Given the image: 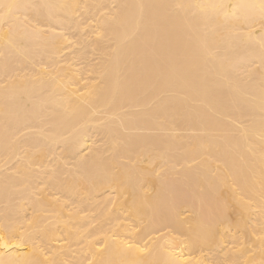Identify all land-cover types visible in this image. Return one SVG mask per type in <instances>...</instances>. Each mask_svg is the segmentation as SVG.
<instances>
[{
  "label": "bare ground",
  "instance_id": "bare-ground-1",
  "mask_svg": "<svg viewBox=\"0 0 264 264\" xmlns=\"http://www.w3.org/2000/svg\"><path fill=\"white\" fill-rule=\"evenodd\" d=\"M212 248L264 264V0H0V264Z\"/></svg>",
  "mask_w": 264,
  "mask_h": 264
},
{
  "label": "rangeland",
  "instance_id": "rangeland-1",
  "mask_svg": "<svg viewBox=\"0 0 264 264\" xmlns=\"http://www.w3.org/2000/svg\"><path fill=\"white\" fill-rule=\"evenodd\" d=\"M105 10H107V9H104L103 11H105ZM94 23L93 22H91V21H86L85 22V24H84V33L82 34L83 35V37H85V38H88V39H92V36H93V32H91L90 31V27H91V25H93ZM170 29V32H171V29H172V32H174L175 33V37L173 36L174 34H172V33H170L169 32V30H167V32H166V34H167V36H168V39H167V37L165 38V40H163V42H164V44H165V41H166V44L165 45H167L170 41H173L174 39L176 40V32L175 31H173L174 30V28H169ZM171 36H173L174 38L172 39V38H170ZM167 40H170L169 42L167 41ZM185 41H187V40H185ZM188 42V41H187ZM187 42H184L183 41V43H180L181 44V46H183V47H181V46H178V42H176V41H173L172 43H170V45L172 46V48H171V46H169L170 47V52L169 51H167V52H169V55H168V53H166L168 56V58H170V59H174V56L176 57V58H178V57H186L187 55H189L190 56V54H187L189 51H191V46L189 45V43H187ZM163 43H161L160 45L158 44V45H155V46H153L155 49H157V51H159L158 49H160V46H161V48H163V50L162 49H160V51L162 50V51H164L165 50V48H166V50H168L167 48H169V47H166V46H164V45H162ZM177 44V45H176ZM182 44H185V45H182ZM174 45V46H173ZM186 45L188 46V47H186ZM163 46V47H162ZM176 46V47H175ZM178 46V47H177ZM159 47V48H158ZM175 47V48H174ZM179 48V49H178ZM189 49V51L187 52V50ZM154 49V50H155ZM173 49V50H172ZM177 49V50H176ZM181 49V51H179ZM183 49H185V51H183ZM67 49H65L64 51H66ZM63 51V52H64ZM62 52V57L61 58H64V56H65V53L67 52H64L63 53ZM175 52H179V54L177 55ZM184 52V53H183ZM170 53L172 54L171 55V57H169L170 56ZM182 56H181V55ZM185 54H187V55H185ZM203 54H205V52L204 53H202L201 55H199V56H201V57H203ZM157 56V55H156ZM193 56V55H192ZM97 136H95L94 138H96ZM97 143H101V141H98ZM163 169V168H162ZM225 243H227V242H225ZM223 245H224V243L222 244V248H223ZM214 248L216 249L217 248V250L218 249H220V251H221V247L219 246V247H215L214 246ZM214 248H212L214 251H212L211 249H209V261H210V264H222L221 262H222V258L223 257H221L220 255H218V253L220 252H218L217 250V252L215 251V249ZM208 251H206L205 253L202 251V253H204V254H206ZM212 252V253H211ZM217 253V254H216ZM250 253H252V251L250 252ZM219 254H221V252L219 253ZM218 255V256H217ZM221 258H220V257ZM224 259V258H223ZM221 260V261H220Z\"/></svg>",
  "mask_w": 264,
  "mask_h": 264
}]
</instances>
